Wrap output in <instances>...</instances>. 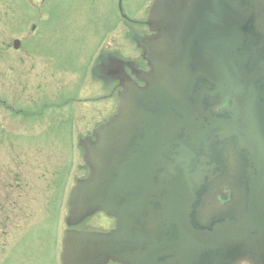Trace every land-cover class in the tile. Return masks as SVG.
<instances>
[{
	"label": "water",
	"instance_id": "95a60500",
	"mask_svg": "<svg viewBox=\"0 0 264 264\" xmlns=\"http://www.w3.org/2000/svg\"><path fill=\"white\" fill-rule=\"evenodd\" d=\"M150 13L146 84L125 85L81 140L90 173L67 219L104 211L117 226L69 230L64 264H264V0H156Z\"/></svg>",
	"mask_w": 264,
	"mask_h": 264
},
{
	"label": "rangeland",
	"instance_id": "374dc122",
	"mask_svg": "<svg viewBox=\"0 0 264 264\" xmlns=\"http://www.w3.org/2000/svg\"><path fill=\"white\" fill-rule=\"evenodd\" d=\"M90 1L105 22L89 16ZM150 2L128 0L127 8L144 12ZM44 3L39 9L46 14L38 16L36 0H0V264L53 261L47 252L52 256L59 208L87 171L77 136L88 130H75L73 118H85L87 104L75 98L89 95L78 93L90 87L75 79V68L82 70L106 30L114 31L104 49L129 55L135 46L116 27L113 0ZM15 38L23 39L20 50L12 46ZM40 248L45 255L38 256Z\"/></svg>",
	"mask_w": 264,
	"mask_h": 264
}]
</instances>
